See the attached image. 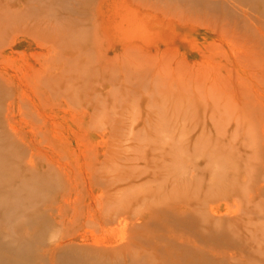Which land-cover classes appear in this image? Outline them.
Returning a JSON list of instances; mask_svg holds the SVG:
<instances>
[{
  "label": "rangeland",
  "instance_id": "1",
  "mask_svg": "<svg viewBox=\"0 0 264 264\" xmlns=\"http://www.w3.org/2000/svg\"><path fill=\"white\" fill-rule=\"evenodd\" d=\"M35 1L0 46V264H83L76 234L143 239L104 264H264V0Z\"/></svg>",
  "mask_w": 264,
  "mask_h": 264
},
{
  "label": "bare ground",
  "instance_id": "2",
  "mask_svg": "<svg viewBox=\"0 0 264 264\" xmlns=\"http://www.w3.org/2000/svg\"><path fill=\"white\" fill-rule=\"evenodd\" d=\"M40 1H42V0H38V2H40ZM100 1H102V0H100ZM9 2H10V0H3V2L0 4V46H2L1 44L4 42V41H6L5 39H7L6 37L4 38V36L5 35H7V34H9L10 32H12V31H16V33H18V32H20V31H22V32H26L27 31V33L28 34H31V33H33L34 31H37V30H40L41 28L43 29L44 27H42V26H46V24H44V23H42V21H41V18H40V20L39 21H33L32 23H29V14H30V12H28L27 10H25V8L27 9L28 8V6L30 7V8H32L31 6H34V4L33 3H36L37 1H35V0H22L21 2H16V4L14 5V3H11V4H9ZM32 2V3H31ZM103 2V1H102ZM124 2V1H123ZM31 3V4H30ZM41 3V6L44 4V2H40ZM121 3V2H120ZM100 4V3H99ZM125 4V3H124ZM45 6V5H44ZM28 9V10H30L31 11V9ZM99 9V8H98ZM25 10V11H24ZM28 12V13H27ZM37 12V11H36ZM35 12V13H36ZM97 12V11H96ZM14 13V14H13ZM98 13V12H97ZM96 13V14H97ZM28 14V15H27ZM48 16V15H47ZM39 17H41V16H39ZM43 21L45 20V19H42ZM115 25V24H114ZM46 29V28H45ZM124 29V28H123ZM99 30V29H98ZM45 33H46V31L45 30H43ZM114 31V30H113ZM119 31V30H118ZM39 34V33H38ZM38 34L37 35H35V34H33V35H35L34 37H36V39H37V41H42L41 39H40V35L38 36ZM16 36V35H15ZM38 36V37H37ZM118 36V35H117ZM52 37V36H51ZM12 38H14V37H12ZM11 38V39H12ZM2 39H4V40H2ZM13 40V39H12ZM24 41V40H23ZM24 42H26V41H24ZM47 47V46H46ZM51 49V48H50ZM51 52H53V50H51ZM56 52V51H55ZM60 56V55H59ZM54 57V56H53ZM55 61H57V60H54L53 62H55ZM57 63V62H56ZM55 66H53V67H51L50 69H49V67L47 68V70H44V72H45V75L44 76H42L41 77V79H43V80H41V81H43V82H41L40 81V83H42V85H44V87H46L48 84L47 83H53L54 81H56L55 79H56V76H57V73H58V71L61 69L60 67H59V65L57 66V67H55ZM45 68V67H44ZM62 70V69H61ZM62 72V71H61ZM41 73H42V71H41V68L40 69H37L36 70V73H35V75H34V79L39 75V77L41 76ZM68 73V72H67ZM44 74V73H43ZM44 77V78H43ZM0 78H1V75H0ZM67 78V77H66ZM37 81H39V80H37ZM35 83H37L36 81L34 82V84ZM38 85V84H37ZM41 85V84H40ZM50 86H56V84L55 83H53V84H51V85H49L48 87L50 88ZM38 87L39 86H37V88H36V84L34 85V93L36 94L37 92H35L36 90L35 89H38ZM23 89V88H22ZM41 89L43 90L42 92L44 93L45 92V90H44V88H42L41 87ZM39 90V89H38ZM49 92V91H48ZM39 95V94H38ZM39 97V96H38ZM12 106V101H11V103L8 105V106ZM11 113V112H10ZM29 165H33V163L31 162V161H29ZM33 166H35V165H33ZM34 169H35V167H34ZM192 183V182H191ZM188 186L189 185H187V184H184L183 186H182V188L180 187V189L179 188H176V193L173 191V192H171L172 194H169V193H167L168 194V196L167 195H165V196H167V198H169V196H170V198H173V197H175L176 195V197H184V198H190V196L192 197V195L194 196L195 194H193V192H190V191H192V189L190 188H188ZM178 190V191H177ZM179 192L181 193V195L179 194ZM100 197H103V196H100ZM166 197H162V198H160V200H164ZM168 200H171V199H168ZM102 200H100V202H99V206H98V209L97 210H95V212H94V214H89L90 215V217H92V215H93V218L95 217L94 215L96 214V213H98L99 214V216H102L103 214H105L106 213V209L104 210V208H103V202H101ZM159 202H163V201H159ZM218 204V203H217ZM60 205V204H59ZM49 206V205H48ZM59 208V207H58ZM61 209H62V206L60 205V210H59V212L61 211ZM173 209H175V211H176V213H178V214H181V215H184V213H186L187 211H188V208L187 207H185V204L183 203V205H179V206H177V207H174ZM57 210V212H58V209H56ZM156 212V211H155ZM214 213V212H213ZM124 212H121V211H118V212H115L112 216H110L111 218H110V220L109 221H111L112 219H116L117 221H118V223H120L121 224V222H123V220H124ZM150 216H148V219L149 218H153L154 216H155V213L153 212V211H150L149 213H148ZM190 214V213H189ZM97 215V214H96ZM110 214H107V216H109ZM99 216H98V218H99ZM103 216H105V215H103ZM58 217H59V214H58ZM97 217V216H96ZM106 217V216H105ZM105 217H103L104 219H105ZM107 218V217H106ZM96 220H97V218H95ZM102 219V218H101ZM92 220V219H91ZM94 220V219H93ZM92 220V221H93ZM105 221V220H104ZM104 221H99V222H103L104 223ZM117 221H115V222H117ZM95 222V221H94ZM107 222V221H106ZM111 222H113V221H111ZM101 225V224H100ZM168 232V231H167ZM176 233V232H175ZM74 233H72V235H73ZM147 235H150L151 233H146ZM154 234V233H153ZM152 234V236H155V235H153ZM146 235V236H147ZM165 235V234H164ZM173 234H172V232H171V236H172ZM152 236H148L149 238H150V240H148V241H151L152 239L151 238H153ZM188 236V235H187ZM78 237V235L76 234V235H74V236H72V237H69V236H63V238L61 239L62 241H59V242H57L54 246H59L61 243H66L67 245H71V250H73V252L75 253L74 255L76 256V254H77V257H79L78 259L79 260H81V262L83 263V264H104L105 263V260H115V259H121V260H123V261H125V257H126V255L128 254H130L131 252H132V249L134 250V251H136V249H135V247H140V242L143 240L141 237H139V236H135V237H131V240H132V246H131V244H130V242H129V245H117V243H116V245L115 244H113L112 245V243L113 242H110L109 244L107 243V240H106V237H105V240H103V241H100V242H92V241H90L89 240V237H82V238H80V241H79V243H77L76 242V238ZM167 237V236H166ZM148 238V239H149ZM176 238V237H175ZM177 238L179 239V240H184V238L182 237V236H178L177 235ZM191 238V237H190ZM70 239V240H69ZM168 239V238H167ZM170 239H173V241H175L174 240V238H170ZM188 240H190V239H188ZM191 241H193V240H191ZM195 241L196 240H194L193 242L195 243ZM144 242V241H143ZM192 242V243H193ZM168 243V242H167ZM192 243H191V245H188L187 247L189 248V246H190V248H193V246H192ZM193 243V244H194ZM196 243H197V241H196ZM75 244V245H74ZM119 244V243H118ZM139 244V245H138ZM179 244H181V246L184 248V246L182 245V244H184V241H183V243L181 242V243H179ZM198 244V243H197ZM196 245V244H195ZM192 246V247H191ZM195 247V246H194ZM186 248V247H185ZM195 248H198V247H195ZM195 248H193V249H195ZM180 250H182V249H179V251ZM165 251H167V250H165ZM178 251V250H177ZM178 251V253H176L175 251H173V252H175L177 255L179 254L180 256H181V253H182V251H181V253ZM161 252V251H160ZM172 252V253H173ZM185 252L186 251H184V254H185ZM157 253V252H156ZM158 253H159V251H158ZM167 253V252H166ZM171 253V255L169 256L170 258H171V260H172V257H173V254ZM174 253V254H175ZM52 254V252H50L49 253V255H51ZM168 254H165L164 253V256L165 255H168ZM187 254V253H186ZM74 255H73V257H74ZM163 255V254H162ZM161 255V256H162ZM182 255H183V253H182ZM149 256H151V255H149ZM159 256H160V254H159ZM172 256V257H171ZM176 256V255H175ZM175 256H174V258H175ZM183 256H185V255H183ZM183 256L182 257H179V258H182V259H184V258H186V257H184L183 258ZM168 259H169V257L168 256H166ZM178 257V256H177ZM123 258V259H122ZM136 258V257H135ZM148 258V257H147ZM146 258V259H147ZM151 258V257H150ZM147 259V263H150V264H153V262H154V259L153 258H151V259ZM170 260V259H169ZM171 260H170V262H171ZM178 260H180V259H178ZM128 261V260H127ZM175 262H176V264H177V262H179V261H177V259L176 260H174ZM184 261V260H183ZM102 262H104V263H102ZM110 262V261H109ZM166 262V261H165ZM181 260H180V262L178 263V264H181ZM186 263H188V262H186ZM108 264H111V263H108ZM190 264V263H189Z\"/></svg>",
  "mask_w": 264,
  "mask_h": 264
},
{
  "label": "clouds",
  "instance_id": "3",
  "mask_svg": "<svg viewBox=\"0 0 264 264\" xmlns=\"http://www.w3.org/2000/svg\"><path fill=\"white\" fill-rule=\"evenodd\" d=\"M57 238H58V237H52L51 240H50V242L55 241Z\"/></svg>",
  "mask_w": 264,
  "mask_h": 264
}]
</instances>
